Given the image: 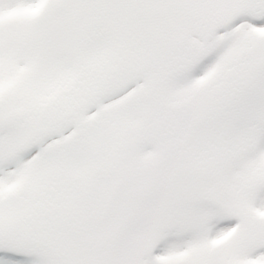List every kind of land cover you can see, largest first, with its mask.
Returning <instances> with one entry per match:
<instances>
[{
    "label": "snow or ice",
    "instance_id": "obj_1",
    "mask_svg": "<svg viewBox=\"0 0 264 264\" xmlns=\"http://www.w3.org/2000/svg\"><path fill=\"white\" fill-rule=\"evenodd\" d=\"M0 264H264V0H0Z\"/></svg>",
    "mask_w": 264,
    "mask_h": 264
}]
</instances>
